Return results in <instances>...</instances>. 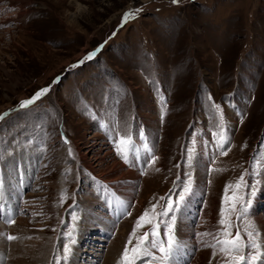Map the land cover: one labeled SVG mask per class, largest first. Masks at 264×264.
Returning a JSON list of instances; mask_svg holds the SVG:
<instances>
[{
    "label": "rangeland",
    "instance_id": "obj_1",
    "mask_svg": "<svg viewBox=\"0 0 264 264\" xmlns=\"http://www.w3.org/2000/svg\"><path fill=\"white\" fill-rule=\"evenodd\" d=\"M133 9L140 11L124 22ZM44 88L46 94L20 107ZM0 115V224L21 242L16 250L25 248L16 253L26 264H102L115 239L122 248L117 264L137 218L153 205L164 209L169 198L176 201L191 180L186 200L201 176L203 227L215 214L217 235L221 209L231 205L224 201L226 185L243 176L246 185L256 186L255 196L248 187L227 193L237 191L250 201L247 211L256 204L253 215L239 204L226 215L233 235L237 228L244 234L251 223L264 244L256 220L261 213L264 218V0H0ZM151 124L158 127L156 146L153 159L144 163L132 152L150 148ZM122 138L129 141L127 163L117 150ZM104 146L127 169L137 161L143 165L132 169L140 179L130 215L121 220L126 227L114 222L123 214V196L114 205L94 186L93 172L106 183L120 178L112 175L118 165ZM202 151L205 170L197 159ZM197 202L193 195L189 204ZM94 210L113 220L112 238L96 242L102 220ZM177 215L179 242L178 223L184 231L188 223L197 225ZM10 221L19 225L13 228ZM149 230L146 225L137 235ZM194 238V255L207 250L206 264H223L207 246L214 239ZM65 244L72 249L67 261Z\"/></svg>",
    "mask_w": 264,
    "mask_h": 264
},
{
    "label": "snow or ice",
    "instance_id": "obj_2",
    "mask_svg": "<svg viewBox=\"0 0 264 264\" xmlns=\"http://www.w3.org/2000/svg\"><path fill=\"white\" fill-rule=\"evenodd\" d=\"M173 3H178L179 0H172ZM140 9H133L129 12H126L123 17V21L127 22L128 19L134 18L135 14L138 13ZM102 47V46H101ZM100 49L89 53L84 57V60L92 59ZM80 61L79 63H83ZM75 67V65H73ZM49 91L48 88L41 89L38 91L32 98L21 101L20 107L24 108L28 105L34 103L35 100L39 99L42 95L46 94ZM218 107V106H217ZM4 115H7L5 113ZM0 119H3V116L0 115ZM222 122V118H221ZM223 140L224 137L222 136ZM129 141L121 139L117 145L118 153L122 155V158L125 162H128L127 155V144ZM222 155H227V151L223 152ZM243 187H248L251 189L250 195L255 196L256 186L255 185H246L244 182V177L241 176L236 184L226 185L225 187V197L224 201L227 203L231 201L230 208L226 209L222 207L221 209V219L219 223L223 226L220 233L217 236H214L215 244L207 245L212 247L214 250V256L220 255L223 260V264H264V244L258 242L257 237L259 233L255 230V226L249 223L245 228V232L242 236L239 228L236 229L235 235L232 233L233 224L229 215H226V212H235L237 211V205L241 206L243 213H247V206L250 204V201L245 200L243 195H238L237 191H233L231 197L228 196V190L230 188H235L239 190ZM191 193V180H189L183 187L182 191L178 195V199L173 201L168 199L166 207L160 211H157V206L153 205L151 209H146L140 217L137 218V221L133 227L132 233L129 234L128 242L124 247V250L121 254L120 259L117 264H137V261L143 257H150L148 264H151L152 260H159L160 264H168V261L173 256L176 248L178 247L176 238H175V215H169L174 213L180 206L181 203L185 201V198ZM163 199V198H162ZM130 215V213H129ZM161 217H168L167 220H161ZM14 223V221H10ZM161 224H163V236L161 235ZM150 225V230L145 231L143 235L138 236L137 230ZM71 236V233H69ZM202 235H209L208 233H203ZM247 237L245 239L244 237ZM9 240H15L17 237L9 235L7 237ZM135 240V244H133ZM71 243H75V239H71ZM159 252V256L154 255L152 250ZM70 244L63 245V259L68 260L71 254Z\"/></svg>",
    "mask_w": 264,
    "mask_h": 264
},
{
    "label": "bare ground",
    "instance_id": "obj_3",
    "mask_svg": "<svg viewBox=\"0 0 264 264\" xmlns=\"http://www.w3.org/2000/svg\"><path fill=\"white\" fill-rule=\"evenodd\" d=\"M148 118L151 121L153 120V116H149ZM154 124L157 125V123H154ZM156 125H154V126L152 125L153 127L149 126V129H148V131L150 132V134L152 136L151 137L152 139L150 138V141H152V142H150L151 143L150 148L148 150H146V151L144 150L145 151L144 153L141 152L140 155H139V151L134 153L133 155L137 154V158H135V159L143 160L144 163H147V162H149L152 159L153 152L155 151V146H156L155 145L156 144L155 143V136H157V135H155V134L158 131V127ZM139 144H140V142H139ZM141 144L143 145V143H141ZM145 147H146V145L142 146V148H145ZM137 148H139V146ZM104 150L106 151V154H108V156L110 155L112 161H114V162L116 161L115 164L118 165V169H116V172H114L112 175H114V174L116 175V174L119 173L120 174V178L117 177L119 179L114 180V182L106 183V182H104L102 180V178H100V176H98L97 174H95L93 172L92 176H93V178L95 179V182H96V184H94V186L96 185L97 190H99L100 188L102 190V188H103L105 191H107L108 194H109V197H110V201L114 205L116 204V200L118 198L117 195L118 196H120V195L123 196V199H120L121 203H122L121 207L123 209V214L121 216L119 214V218H117L116 221H114V222L118 224V222L120 221V222L123 223L122 225L125 226V224H127V223H125V220L124 221H121V220H123V218L125 217L124 215L127 213V211L130 209L129 207L134 202L135 189L137 188L136 184H137V181H139V179H140L139 178L140 175L138 176V174H137L138 171H136V170L137 169H141L143 165H141V163L139 161H137L138 164L137 163H136V165L134 164L135 165L134 168L127 169V168H125L126 166L121 161H117V158L114 157L113 152L110 151L111 149L108 146H106L104 148ZM205 154H206V152H205ZM206 157H207V154H206ZM197 159L201 160L199 163L202 162V167L205 170L206 169L205 166H207L208 160L205 158V155H204L203 151L199 153V156H198ZM25 160H24V162H25L26 167H27L28 159L26 158ZM133 160H134V158H133ZM196 160H195V162H196ZM194 166H195V168H197L195 163H194ZM123 168L127 169L126 170L127 172L123 171L122 170ZM132 169H136V170H132ZM198 172H199V175L204 174L203 170H199ZM124 175L125 176L128 175L129 177H127V176L125 177ZM122 176H124L125 178L122 177ZM124 179H126V180H124ZM198 180H199V178H198ZM200 181H202V183L201 182L197 183V186H196L195 190L193 191L192 195L189 198H187L184 201V203L182 204L180 212H179L180 206H179L178 210H176V212H175V215H177V213H179V215H177V216H179L180 218H181L180 215H185L186 216V217H182V222L183 223H185V218H187L191 223L193 222L192 220H194V222L197 225V228L194 229V227L190 223H188V226H190V227H189V229L184 231V230H182L184 228V226L183 227H181V226L179 227V223H178V226H177L176 229H177V235L179 236L178 240H180V241L179 242L177 241L178 247L176 248V250H175V252H174V254L172 256L175 264H206V262L203 261V256H205V254L207 253V250L203 251V255H202V253H200L199 255L196 253L194 255V248L198 245V244L197 245L193 244V242H195L194 236L198 237L197 238L198 241H200V242L201 241H208V243H210V241L213 239L214 236H217V233H215V230H214L216 228V225H217L216 224L217 216H214L215 214L211 215L208 228L205 229L203 227V215H204V213L202 211H204V209H201V208L204 207L203 206V204H204L203 196H202L203 193H204V183H203L202 176L200 178ZM15 193H17V192H15ZM89 193L90 192H88L87 194H89ZM14 195L17 196V194H14ZM193 195H194L195 199L198 200V202L197 203H193V207H192V205L189 204V201H190V198H192ZM11 196H12V192H11ZM193 200L194 199H192L191 202H193ZM91 202H93V201L91 200ZM260 202H261V204L264 203L263 201H260ZM254 203H255V201H254ZM261 204H259V206L262 208L263 204L262 205ZM253 206L255 208L256 204H254ZM253 206L249 209V211H247V214H252V212H254L253 211L254 210ZM190 208L193 211V215L188 210ZM89 209H90L89 212L93 211L92 208H89ZM214 210L215 209H212L211 211L215 212ZM94 213H95L94 214L95 216L97 215L95 217L97 221L101 222V220H102V224H101L102 228H100L101 231H102V233H101L102 235L101 234L98 235V240H96V242L102 241L103 237H105L106 235H108V237L112 238V231L114 230V227L116 225L113 224V220L111 219V217H103L102 215L99 214L100 212L97 213V211H95V210H94ZM256 217H257L256 220L259 221L260 224L262 225V226L261 225L260 226L262 227V230H263L264 229L263 214L261 213L260 215H257ZM178 220H179V218H177V222H178ZM235 220H236V218L234 219V221ZM17 221H19V220H17ZM17 221H16V223L12 224L13 228H16L19 225V223ZM20 221H22V220H20ZM177 222H176V224H177ZM236 223H237V221H236ZM21 224H22V222H21ZM87 224H88V222H87ZM236 226H238V223L236 224ZM87 227L89 228V224H88ZM240 231H241V234L243 236L242 230H240ZM203 233H208L209 235H206V236L202 235ZM7 237H8V234L6 233L3 224H0V264H2L3 260L6 257V254L9 255V257H8L9 260H8L7 264H15V263L26 264V262H25L26 259L24 258V256H18V253H16V251H20L21 252V251H23L25 249V248L22 247L23 250L22 249L21 250H16L15 247L18 244H20L21 242H17L16 240H9V239H7ZM9 246L11 247V251L7 252L6 250H8ZM201 247H202V244H201ZM198 248L200 249V245L198 246ZM121 249L122 248H121V245L118 243V240L117 239L113 240L109 244V249L107 251V257L105 256L106 258H105V260L103 261L102 264H114V262H115V260L117 258V255H118V253L120 252ZM77 250L79 252L80 248L77 247ZM154 251H156V250H154ZM76 263L80 264L79 262H76ZM89 263H92V262H89ZM84 264H87V262L84 263ZM259 264H260V262H259Z\"/></svg>",
    "mask_w": 264,
    "mask_h": 264
}]
</instances>
